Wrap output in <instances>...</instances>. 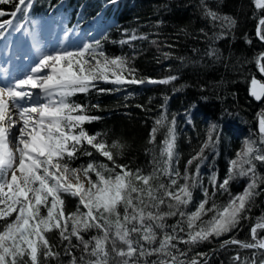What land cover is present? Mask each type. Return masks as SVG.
<instances>
[{
    "label": "snow or ice",
    "instance_id": "obj_1",
    "mask_svg": "<svg viewBox=\"0 0 264 264\" xmlns=\"http://www.w3.org/2000/svg\"><path fill=\"white\" fill-rule=\"evenodd\" d=\"M12 2L0 0V4ZM109 3L115 4L117 0ZM31 6L30 0H18L11 16L16 17L17 13L27 16ZM255 7L264 9V0H255ZM201 8L205 17L219 22L222 29L235 24L232 17L214 11L207 0H201ZM5 15L0 9V17ZM259 26L257 35L264 41V18L259 20ZM22 27L11 19L0 22L4 31H18ZM3 36L4 32H0V37ZM207 54L215 55V51ZM262 60L264 54L257 58L264 74ZM132 71L126 58L109 57L97 40L94 44L84 43L75 51L42 53L30 68V74L16 79L14 84L0 86V264H47L49 260H58L60 253L53 251L54 246L47 238V233L54 230L62 241H68L64 249V254L70 257L68 264H184L179 256L185 253L177 243L199 244L238 227L256 195L259 178L254 162L264 163V149L246 143L237 158L230 161L227 177L219 184L212 177L214 188L228 192L230 181L251 173L242 193L230 195L226 203L218 205L210 200L205 189L204 198L195 210L185 212L193 202L196 181L189 177L187 167L183 177L173 167L177 160L174 118L169 122L162 114L152 128L149 143L155 144L157 133L167 124L159 148L163 160L154 157L153 169L147 174L139 168L133 170L116 163L112 149L120 148L119 143L109 146L84 130L85 123L98 118L87 115L84 106L70 102L69 97L88 92L94 82L101 80L117 85L145 82L129 79ZM176 79L170 76L148 82L167 84ZM35 89L44 94V102L33 99ZM249 94L257 101L264 99V83L252 78ZM25 101L27 104L21 103ZM215 127L212 126L213 131ZM259 132L264 136V117L260 119ZM85 144L111 161L113 167L95 162L72 167L71 162L78 154L92 156V152L84 149ZM208 146L205 143L187 165L202 160ZM196 168L198 171L199 163ZM158 175L167 176L169 182L154 183ZM181 179L183 183H179ZM64 194L78 198L74 212H65ZM176 216L180 219L175 225L166 222ZM257 229H264V219L251 229L254 243L229 238L222 241V246L238 244L244 249L264 250V237L257 238ZM91 230L96 234L85 239L83 234ZM178 233H186L187 239ZM73 237L78 244H72ZM73 248H82L79 257L72 253ZM153 255L157 259L149 262L147 258ZM234 260L239 261V255ZM189 264L200 262L192 259ZM241 264L257 261L252 258ZM259 264H264V260Z\"/></svg>",
    "mask_w": 264,
    "mask_h": 264
},
{
    "label": "trees",
    "instance_id": "obj_2",
    "mask_svg": "<svg viewBox=\"0 0 264 264\" xmlns=\"http://www.w3.org/2000/svg\"><path fill=\"white\" fill-rule=\"evenodd\" d=\"M30 2L32 6L27 16L17 13L16 17H12L11 12L18 0L0 4V9L6 12L0 22L11 19L13 24L23 25L21 30L31 33H35L37 24L44 28L53 25L59 34L64 33L67 37L92 30L93 34L89 33V36L93 37H89L87 43L94 44L99 40L106 55L127 59L128 67L133 70L131 76L125 73L129 79L145 81L122 85L96 81L88 92L69 97L70 102L83 105L87 115L98 118L83 125L88 134L97 135L109 146L114 142L121 145L112 149L117 164L133 170L139 168L147 174L153 169L154 157L162 162L159 148L167 124L157 133L155 144H150L149 138L156 120L163 114L169 122L175 119L177 160L173 167L179 169L181 177L187 167L189 177L196 181L192 189L193 202L184 209L185 212L195 210L204 198L205 189L210 200L218 205L226 203L230 195L244 191L251 173L230 181L228 192L214 188L212 177H216L217 184L227 177L230 161L237 158L244 141L253 143L256 149H264V136L259 132L264 101L256 102L249 94L252 78L264 83V74L257 64V58L264 54V44L256 37L264 9L256 8L255 0H207L214 11L235 20L231 28L223 29L219 22L205 17L201 0H117L115 8L109 0ZM133 36L137 38L132 39ZM213 50L215 55L207 54ZM170 76L177 79L167 84L148 82ZM213 125L216 126L214 131ZM205 143L209 146L204 148L203 159L187 165ZM84 149L92 152V156L78 154L71 162L72 167L88 162L113 167L111 161L91 146L85 144ZM254 163L258 187L238 227L199 244L177 243L180 251L185 253L184 256L176 253L184 264L210 253L211 257L200 264H241L252 258L259 264L264 260V251L244 249L239 245L220 248L222 241L229 238L255 242L251 229L264 219V183L260 182L264 181V163ZM168 182L169 178L164 175H158L154 181L157 184ZM183 182L182 179L179 181ZM63 198L65 212H74L78 198L68 194ZM162 208L167 210L166 206ZM179 219V216L170 217L166 222L175 225ZM94 234L95 230H91L83 235L89 239ZM178 235L187 239L186 233ZM260 237H264V229H257V238ZM47 238L54 246L53 251L60 253L58 260H49L47 264H68L70 257L64 254L68 241H62L56 230L47 233ZM71 242L79 243L75 237ZM72 253L79 257L82 248H73ZM237 255L239 261L234 260ZM147 259L151 262L157 257L153 255Z\"/></svg>",
    "mask_w": 264,
    "mask_h": 264
},
{
    "label": "rangeland",
    "instance_id": "obj_3",
    "mask_svg": "<svg viewBox=\"0 0 264 264\" xmlns=\"http://www.w3.org/2000/svg\"><path fill=\"white\" fill-rule=\"evenodd\" d=\"M118 4H114L115 6ZM4 31L1 29L0 32ZM81 33L77 36H65L64 33H58L53 25L44 28L36 25V31L32 36L25 35V33L12 31L6 37L0 38V78L6 76L9 84L11 80L21 79L24 76L21 74L27 71L30 74V68L35 66L42 53H54L56 51L70 50L75 51L90 39L91 33ZM90 33V34H89ZM42 99L44 95L41 96ZM247 142L244 141L241 153ZM237 153V154H238ZM93 178H95L94 174ZM81 179L83 176L81 175Z\"/></svg>",
    "mask_w": 264,
    "mask_h": 264
},
{
    "label": "bare ground",
    "instance_id": "obj_4",
    "mask_svg": "<svg viewBox=\"0 0 264 264\" xmlns=\"http://www.w3.org/2000/svg\"><path fill=\"white\" fill-rule=\"evenodd\" d=\"M21 75H22V76L27 75V71H25V72L22 73ZM5 79H6V76H5ZM15 80H16V79H14V80L12 81L13 84H14ZM6 85H8V83H6V80H4V79H0V86H6ZM32 91H33V93H34V96H33V99H34V100H38V101H40V102H44L45 98L42 99V97H41V96H43L44 94H43L42 92H40L39 89H35V90H32ZM21 103H25V104H27L26 101H25V102H21ZM13 118L18 120V116H16V115H14ZM18 126H19V125H18ZM14 131H15V129H14ZM11 147H13V150H15V146H14V144L11 145Z\"/></svg>",
    "mask_w": 264,
    "mask_h": 264
},
{
    "label": "water",
    "instance_id": "obj_5",
    "mask_svg": "<svg viewBox=\"0 0 264 264\" xmlns=\"http://www.w3.org/2000/svg\"><path fill=\"white\" fill-rule=\"evenodd\" d=\"M258 27H260V26H259V23H258V25H257V29H258ZM257 29H256V37H257V39H258L260 42H262V43L264 44V41L260 40L259 37H258V35H257ZM259 81H260V80H259ZM260 82H261V81H260ZM261 83H262V82H261ZM252 98H253L256 102H263V101H264V99H262V100H260V101H257L254 97H252ZM239 241H241V240H239ZM243 242H244V241H243ZM230 245H232V244H230ZM230 245H227V246H230ZM236 245H238V244H236ZM223 247H226V246H221L220 248H223ZM252 250H256V251H264V250H257V249H252ZM211 255H212V253L206 255L205 257H203V258H201V259H198L197 261L200 262V263H202V262H204L205 260L209 259V258L211 257Z\"/></svg>",
    "mask_w": 264,
    "mask_h": 264
}]
</instances>
